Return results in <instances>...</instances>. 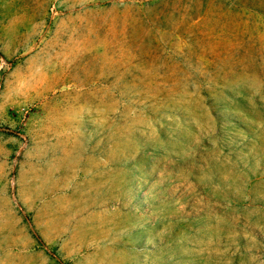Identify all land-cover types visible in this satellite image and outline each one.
<instances>
[{"label": "rangeland", "instance_id": "rangeland-1", "mask_svg": "<svg viewBox=\"0 0 264 264\" xmlns=\"http://www.w3.org/2000/svg\"><path fill=\"white\" fill-rule=\"evenodd\" d=\"M0 264H264V0H0Z\"/></svg>", "mask_w": 264, "mask_h": 264}]
</instances>
